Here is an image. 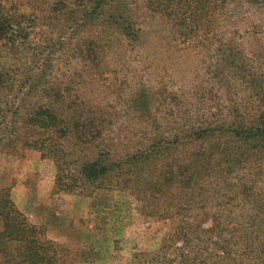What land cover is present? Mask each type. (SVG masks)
<instances>
[{"label": "rangeland", "instance_id": "1", "mask_svg": "<svg viewBox=\"0 0 264 264\" xmlns=\"http://www.w3.org/2000/svg\"><path fill=\"white\" fill-rule=\"evenodd\" d=\"M124 3L130 36L105 25L103 14L84 19L86 0H0L21 20L14 43L0 45L7 81L0 90V188L9 187L16 207L54 243L52 264H264V171L255 168L248 183L239 177L246 168L223 165L203 173L188 201L175 187L147 196V179L216 140L171 147L138 166L134 181L117 176L73 192L56 191L52 160L23 144L40 136L25 119L51 101L48 89L68 111L67 103L100 121L96 143L116 157L183 128L237 120V99L246 94L237 49L264 69V5L228 0L208 33L185 34L145 0ZM216 138L223 147L226 137ZM63 143L67 156L84 155L71 137ZM242 182L254 196L248 187L242 192Z\"/></svg>", "mask_w": 264, "mask_h": 264}, {"label": "trees", "instance_id": "2", "mask_svg": "<svg viewBox=\"0 0 264 264\" xmlns=\"http://www.w3.org/2000/svg\"><path fill=\"white\" fill-rule=\"evenodd\" d=\"M145 1L155 11L175 19L174 24L177 28L189 34L199 31L208 33L216 13L224 8L223 5L228 0ZM241 1L252 6L264 5V0ZM86 3L87 6L82 10L84 19L89 17L92 19L103 14L105 25L117 27L127 36L132 34L124 0H86ZM14 27L20 29L21 20L13 13L4 12L0 6V45L14 43V38L11 37ZM92 53L94 47L90 44L86 45L82 54L87 60H92ZM226 57L230 58V55L227 54ZM237 59H239L237 80L243 85V91H246L242 98L237 99V120L233 119L217 126L193 125L189 129L183 128L180 130L183 132L181 135H174L170 139L164 138L158 142L152 139L143 149L116 157L108 149L100 148V143H96L101 137L99 129L102 123L100 121L96 123V119L89 116L82 117L81 111L69 103L67 106L72 111H68L66 105L63 109L62 96L48 89L45 94L51 101L35 106L25 119L26 125L32 128L30 134L38 130L40 136L23 144L33 147L41 157L52 160L55 166L56 191L73 192L87 186L97 188L104 181L114 180L117 176L134 181L138 178L136 170L138 166L150 163L161 152L169 151L171 147L184 145L191 140L201 142L216 140V143H211L201 150L193 148L183 159L176 157L171 167L154 176L151 181L147 179L145 188L150 193L148 197L159 198L166 190L175 187L179 194L178 199L188 201L195 192L192 188L198 184L203 173L209 169L219 171L223 165L231 166L236 163L237 169L246 168L244 173L238 171L240 175L242 174L239 177L253 183L255 168L261 170L260 172L264 171V69L261 63L251 62L254 60L253 55L249 57L238 49ZM226 63L231 69V62ZM255 63L258 65L255 66ZM6 82L4 72L0 70V90ZM139 106L141 107L135 105L134 108L137 109ZM65 114L66 116L62 118L61 116ZM217 136L226 137L227 141L223 147L221 138H216ZM68 137L74 140L77 147L82 146L84 155L80 159L70 157L73 156L72 153L67 156L63 142ZM85 148L92 150L86 152ZM214 155L215 162L210 164L209 158ZM241 185L245 186L246 183L242 182ZM247 187L248 196L249 193L256 192L249 185L245 186L243 193H246ZM183 234L185 235L182 230L176 231V237L179 239ZM221 238L217 237V243L222 247L225 240ZM55 254V245L45 236L43 229L30 223L16 207L9 187L0 188V264H52Z\"/></svg>", "mask_w": 264, "mask_h": 264}]
</instances>
